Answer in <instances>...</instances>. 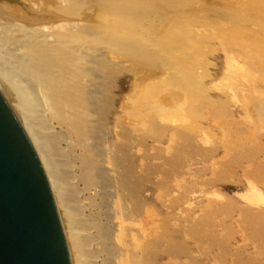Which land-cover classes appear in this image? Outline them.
<instances>
[{"label": "rangeland", "instance_id": "rangeland-1", "mask_svg": "<svg viewBox=\"0 0 264 264\" xmlns=\"http://www.w3.org/2000/svg\"><path fill=\"white\" fill-rule=\"evenodd\" d=\"M136 12L149 43L138 55L120 52L111 76L107 58L98 59L99 102L82 142L0 41V68L31 102L80 264H121L128 255L134 264H264V0H150ZM6 19L26 22L0 14ZM115 146L129 149L121 167L105 161ZM85 155L96 161L91 170ZM120 218L127 239L115 236Z\"/></svg>", "mask_w": 264, "mask_h": 264}, {"label": "bare ground", "instance_id": "bare-ground-1", "mask_svg": "<svg viewBox=\"0 0 264 264\" xmlns=\"http://www.w3.org/2000/svg\"><path fill=\"white\" fill-rule=\"evenodd\" d=\"M55 2L54 6L38 8L35 7L36 0H0V14L5 17L14 15L15 19L21 18L26 21L24 23L10 21L11 19L0 21V41L17 50L12 66L14 68L15 65L18 66L22 75H28L35 83L38 98L47 105L53 116L71 125L72 134L82 142L89 138L92 107L99 102L95 99L96 93L99 92L97 84L102 72L98 59L107 58L104 59V67L107 69L105 72L111 76L115 66L121 65L124 61L116 58L120 52L126 50L129 55H138L136 51H144V45L149 41L146 40L148 38L146 35L141 38L142 32L139 33L140 29L136 28L139 20L141 21L136 10L147 7L150 0H55ZM92 5L96 6V11L91 8ZM153 6L151 9H154ZM11 8H14V11ZM87 12H91L88 15L89 20L86 18ZM9 74H12V70L0 68V89L3 93L5 90L10 92L13 102L11 98L10 101L7 100L6 92L4 95L0 91L18 116V120L20 119L19 122L46 173L63 227L71 264H80L79 248L69 212L59 195L46 145L33 122L29 108L31 102ZM114 99V94H110L107 100L113 102ZM82 150L88 152L90 147L85 145ZM129 154L128 147L117 150L115 146L108 155L106 153L105 161L114 167H121L124 162L121 157L128 158ZM82 160L87 170L93 169L96 165L95 159L89 155H85ZM128 172L121 177V186L125 190L128 186ZM124 222L126 221L120 218V225L115 234L119 240L126 235L127 226ZM126 248L135 251L129 244ZM138 249L140 254H143V260L147 259L148 243H141ZM135 260L132 255L122 256L121 264H134Z\"/></svg>", "mask_w": 264, "mask_h": 264}, {"label": "water", "instance_id": "water-1", "mask_svg": "<svg viewBox=\"0 0 264 264\" xmlns=\"http://www.w3.org/2000/svg\"><path fill=\"white\" fill-rule=\"evenodd\" d=\"M0 264H71L46 173L1 91Z\"/></svg>", "mask_w": 264, "mask_h": 264}]
</instances>
